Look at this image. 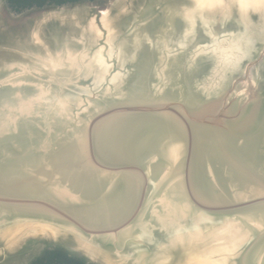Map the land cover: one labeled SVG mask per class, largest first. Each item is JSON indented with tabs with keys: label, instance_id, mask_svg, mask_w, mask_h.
Here are the masks:
<instances>
[{
	"label": "water",
	"instance_id": "1",
	"mask_svg": "<svg viewBox=\"0 0 264 264\" xmlns=\"http://www.w3.org/2000/svg\"><path fill=\"white\" fill-rule=\"evenodd\" d=\"M264 264V0H0V264Z\"/></svg>",
	"mask_w": 264,
	"mask_h": 264
},
{
	"label": "trees",
	"instance_id": "2",
	"mask_svg": "<svg viewBox=\"0 0 264 264\" xmlns=\"http://www.w3.org/2000/svg\"><path fill=\"white\" fill-rule=\"evenodd\" d=\"M76 0H7V5L14 13H19L31 7H40L46 4H70ZM34 264H85L75 257L69 256L61 249L46 250Z\"/></svg>",
	"mask_w": 264,
	"mask_h": 264
},
{
	"label": "flooded vegetation",
	"instance_id": "3",
	"mask_svg": "<svg viewBox=\"0 0 264 264\" xmlns=\"http://www.w3.org/2000/svg\"><path fill=\"white\" fill-rule=\"evenodd\" d=\"M47 250H52V249H47ZM46 251V250H45ZM44 254V253H43ZM43 254L40 256V257H38V258H36L35 260H33L30 264H34V263H36V261H37V259H41V257L43 256Z\"/></svg>",
	"mask_w": 264,
	"mask_h": 264
}]
</instances>
